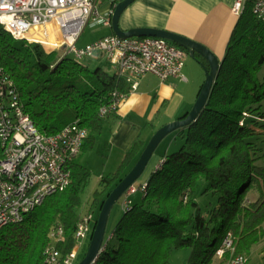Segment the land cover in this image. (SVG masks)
<instances>
[{"label":"trees","instance_id":"trees-1","mask_svg":"<svg viewBox=\"0 0 264 264\" xmlns=\"http://www.w3.org/2000/svg\"><path fill=\"white\" fill-rule=\"evenodd\" d=\"M231 35L202 113L173 132L180 147L160 155L150 177L137 188L146 183L143 197L125 209L94 264H170L172 254L186 247L191 249L190 263L204 264L218 237L228 231L236 253L247 256L250 264L253 246L264 240V76H259L264 21L254 15L251 0ZM0 64L40 132L55 134L75 121L88 128L82 150L102 134L101 105L110 102L114 90H131L116 72L107 71L109 61L91 69L63 55L62 49L16 39L1 24ZM146 144L133 142L117 170L100 178L88 202L81 195L91 171L74 161L64 191L44 198L23 221L0 229V264H43L50 233L58 224L64 227V239L57 246L71 251L82 215L100 213Z\"/></svg>","mask_w":264,"mask_h":264},{"label":"built area","instance_id":"built-area-1","mask_svg":"<svg viewBox=\"0 0 264 264\" xmlns=\"http://www.w3.org/2000/svg\"><path fill=\"white\" fill-rule=\"evenodd\" d=\"M110 8L100 9V0H0V24L16 39L38 42L48 50L62 49L63 55L78 61L104 54L115 72L136 89L140 76L156 75L161 81L180 78L187 81L183 69L188 53L164 38L126 37L109 34L83 47L77 45L85 27L111 26L112 16L120 0H107ZM253 13L264 21V0H251ZM247 0H236L231 8L240 16ZM56 23V35L48 29ZM15 81L0 64V229L19 223L41 205L47 196L64 191L72 180L71 164L82 151L89 136L87 127L79 121L65 126L55 134L38 130L23 108ZM131 90H129L131 92ZM129 93L114 90L109 103L101 105L100 115L115 114ZM146 183L142 185L145 190ZM137 191L132 185L123 194L124 209L132 203ZM95 214L82 215L74 236L76 243L64 253L59 243L64 239V227L58 224L50 233L51 242L44 250L43 264H76L79 248L89 239ZM216 255L225 264H249L248 257L236 253L234 239L228 231ZM95 260L91 263L94 264Z\"/></svg>","mask_w":264,"mask_h":264},{"label":"crops","instance_id":"crops-1","mask_svg":"<svg viewBox=\"0 0 264 264\" xmlns=\"http://www.w3.org/2000/svg\"><path fill=\"white\" fill-rule=\"evenodd\" d=\"M100 1L102 12L110 8L107 0ZM235 1L135 0L121 13L119 27L125 31L138 26L174 32L208 47L222 60L239 18L231 9ZM102 27V33L91 41L114 34L111 26ZM187 82L188 77L187 81L179 77L161 81L153 74L139 77L136 89L131 90L115 114L108 115V122L103 123L98 140L106 144L107 154L103 156L106 167H112L115 172L133 142L138 139L148 142L157 127L183 116L185 98L180 84Z\"/></svg>","mask_w":264,"mask_h":264},{"label":"rangeland","instance_id":"rangeland-1","mask_svg":"<svg viewBox=\"0 0 264 264\" xmlns=\"http://www.w3.org/2000/svg\"><path fill=\"white\" fill-rule=\"evenodd\" d=\"M103 25H96L94 27L87 26L85 27L84 31L82 32V35L80 39L78 40L77 45L79 47L85 46L87 43L92 42L95 37L99 36V34L103 31ZM110 29V28H108ZM100 56V58H98ZM95 58H86L83 60V62L86 63V65H89L91 69H95L96 66H100L101 64H107L106 55H99ZM186 66H185V76L188 77L189 82L182 83L181 89L183 90L185 103L184 105V111H182L181 115L185 114L186 111H190L194 105V101L197 99V96L199 94L200 88L205 83L206 79V73L201 63H199L198 60H196L193 57H190V55L186 58ZM115 70L112 66L107 65V71L111 74L114 73ZM259 76L262 78L264 76V67L259 72ZM186 106L188 109H186ZM178 118V117H177ZM104 124L108 122L109 118L104 117ZM177 120V119H175ZM174 121V120H173ZM158 126V125H157ZM160 128V127H159ZM158 130V127L157 129ZM100 135L97 136L96 142L93 144H90L86 149L82 150L80 155L77 157L76 162L82 166H85L91 171V177L89 179V182L86 183V187L81 195L83 202H88L92 197L93 192L99 188V181L102 175H110L112 174L113 170L112 167H106L104 164V155L107 154L106 151V144L104 142L98 140ZM181 145L180 140H176L175 133H170L168 137H166L163 141H161L160 145L158 146L157 150L155 151L152 159L150 160L148 166L145 168V171L143 174L138 178L137 181H135V185L137 188L143 183L144 180H147L153 168L155 167L156 163L159 161L160 155L164 153H171L175 150H177ZM143 191L138 190V192L131 196V199L133 202H138L143 197ZM124 201L125 197L122 195L118 201L115 203L113 208H111V213L108 218L107 228H106V236H109L111 234L113 228L117 224V221L121 219V217L125 214L124 209ZM215 202V199H213ZM87 206L83 207V210L86 211ZM97 214V213H96ZM95 214V217H96ZM99 215V214H97ZM98 217V216H97ZM95 221V219H94ZM94 221L92 222V225L94 226ZM224 235H221L218 237L216 243H214V247L211 248L210 253L208 254L206 259L204 260V264H225V261L223 259H220L217 257L215 248L220 247L221 243L223 242ZM90 244V235L89 239L86 240L84 243H82L81 248H79V258L75 262L78 264L81 259L84 257V255L87 252V248ZM191 254L190 248H182L177 251H175L172 254V257L170 258V264H193L189 262V258ZM250 256V264H264V240L263 242L256 244L253 246ZM198 264V263H197ZM200 264V263H199Z\"/></svg>","mask_w":264,"mask_h":264},{"label":"water","instance_id":"water-1","mask_svg":"<svg viewBox=\"0 0 264 264\" xmlns=\"http://www.w3.org/2000/svg\"><path fill=\"white\" fill-rule=\"evenodd\" d=\"M134 1L135 0H120V2L117 4L112 16L111 25L114 34L124 39L126 37L133 36L137 38L155 36L178 44L187 51L190 57L195 58L199 61V63L202 64L206 73V79L205 83L200 88L199 94L197 99L194 101L195 103L192 109L188 111L187 114H185L186 116L184 118H179L173 122L167 123L155 131L139 155L136 163L132 168H130L122 180L117 183L110 194L107 195L108 197L105 199L102 208L100 209V213L96 219V222H94L95 224L92 234L90 235V244L87 248L88 250L78 264H91L97 259L104 246L108 223L107 221L112 210L111 208H113L118 199L128 190V188L134 185L135 181H137L138 178L143 174L161 141H163L170 133L174 132L178 128L193 123L200 116L199 114L202 113L205 104L210 97L212 87L214 86L217 77L216 74L218 73L221 65L220 59L216 57L212 50L180 34H176L167 30L163 31V29L158 28L138 26L137 28H132L126 31L125 29L123 30L121 27H119L120 17L122 15L121 13H124V10ZM197 55H200L207 64L203 62Z\"/></svg>","mask_w":264,"mask_h":264},{"label":"bare ground","instance_id":"bare-ground-1","mask_svg":"<svg viewBox=\"0 0 264 264\" xmlns=\"http://www.w3.org/2000/svg\"><path fill=\"white\" fill-rule=\"evenodd\" d=\"M56 23H51L48 29V33H50L51 38L54 39V36L56 35Z\"/></svg>","mask_w":264,"mask_h":264}]
</instances>
